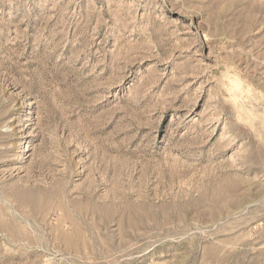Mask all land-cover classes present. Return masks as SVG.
<instances>
[{"label": "rangeland", "instance_id": "1", "mask_svg": "<svg viewBox=\"0 0 264 264\" xmlns=\"http://www.w3.org/2000/svg\"><path fill=\"white\" fill-rule=\"evenodd\" d=\"M0 264H264V0H0Z\"/></svg>", "mask_w": 264, "mask_h": 264}]
</instances>
